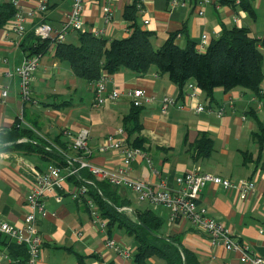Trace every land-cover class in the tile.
I'll use <instances>...</instances> for the list:
<instances>
[{
  "label": "crops",
  "instance_id": "0c3cea01",
  "mask_svg": "<svg viewBox=\"0 0 264 264\" xmlns=\"http://www.w3.org/2000/svg\"><path fill=\"white\" fill-rule=\"evenodd\" d=\"M13 1L0 0V4ZM133 1L115 0L114 19L107 23L104 1L87 0L85 31H104L103 36L110 39L129 37L131 30L124 13ZM49 2L48 11L41 13L38 11V0L20 1L21 11L27 16L23 38L11 29L14 18L8 29L0 28V128L11 130L20 121L21 128L33 131L41 145L59 143L69 146L67 131L73 134L87 132L93 149L90 160L95 165L118 170L122 167L120 153L113 150L99 153L98 147L111 135L129 142L124 120L134 107L128 93L141 89L144 98L139 137L145 139L142 144L145 156L137 157L132 163L131 176L152 185L163 182L174 190L179 187L177 180L180 176L197 168L235 184L254 180L256 191L248 200L237 191L209 184L203 190L199 205L207 210L210 217L231 230L251 253L264 258V145L260 146L255 135L260 131L259 123L264 124V82L260 96L246 88L231 91L216 88L212 98L202 90L189 98L185 95L192 91L187 85L182 96L179 85L169 76L159 74L156 67L144 76L129 70L116 74L102 73L109 76L104 96L116 89L123 96L120 100L109 99L98 107L95 106L96 94L92 84L77 78L70 64L57 56L53 45L42 53L36 72L33 98L37 103L24 101L20 79L13 75L29 53L23 43L31 42V34L41 23L61 29L75 0ZM252 4L255 17L244 9L220 4L206 7L205 15L199 16L194 5L172 9L168 0H143L139 22L144 29L156 33L155 47H160L170 33L184 29L186 34L177 40L182 47L188 39L196 41L198 47L203 35L208 36L209 45L221 36L224 27H247L251 37L262 39L264 0H255ZM29 13L33 15L30 17ZM147 19L151 24L146 27L144 21ZM64 41L76 43L78 35L69 32ZM4 91H7L6 97L3 96ZM167 96L174 97L177 105H186V108L173 106L165 112L163 99ZM201 105L206 107V111L196 110ZM202 135L213 139L215 144V151L207 158L198 157L195 148ZM246 154H249V160H246ZM54 165L35 154L0 150V221L14 226L24 224L28 211L26 198L32 187L34 170L45 172ZM76 186L74 179H67L48 193L47 214L39 223L44 247L38 264H81L80 258L84 264H137L134 256L138 241L122 229L115 227L109 233L107 227L94 223L84 200H74L69 194ZM116 191L128 200V205L124 207L128 211L154 210L164 221L162 235H180L184 248L193 253L200 264H247L241 261L240 252L228 251L214 244L212 237L197 229L190 220L170 223V211L165 206L155 207L148 202L146 206H141L132 190L117 187ZM134 198L139 206L133 208ZM109 242L113 245H108ZM0 252L8 253V250L2 247ZM148 262L160 264L156 257ZM0 264L5 262L0 260Z\"/></svg>",
  "mask_w": 264,
  "mask_h": 264
},
{
  "label": "trees",
  "instance_id": "16d2710c",
  "mask_svg": "<svg viewBox=\"0 0 264 264\" xmlns=\"http://www.w3.org/2000/svg\"><path fill=\"white\" fill-rule=\"evenodd\" d=\"M170 1V0H168ZM254 1L245 0L241 6H235L231 1L221 0L220 5H228L233 9L241 8L255 17ZM143 10V0H134L126 7L124 19L129 23L130 36L122 39H110L92 32H76L78 41L66 42L58 40H43L31 34V42L27 45L29 53H44L53 45L57 56L67 61L75 76L88 82L99 79L102 73L116 74L129 70L139 76L146 75L152 67H156L161 75L169 76L178 84L182 96L184 87L192 83L211 98L216 88L231 91L236 88H246L257 96L262 94L264 82V38L256 39L250 36L247 27H224L221 36L213 40L205 51H200L196 41L188 39L185 46L177 43L180 36L186 34L185 29L170 33L168 39L160 46H154L156 33L144 29L139 22V14ZM17 14V8L12 3L0 4V28L8 26ZM134 107V106H133ZM141 107H134L124 120V128L129 133V143L139 149L143 148L144 138H140ZM258 137L260 146L264 145V124L259 123ZM26 138L28 141L19 143ZM11 143V146H7ZM67 149V146L56 143ZM198 157H210L215 151L213 139L202 135L197 144ZM0 150H15L26 155H38L56 167H67V160L56 150H48L45 144H40L33 131L22 129L20 121L14 128H0ZM249 160V154H246ZM252 156L250 155V159ZM88 170L80 171L79 177H71L77 185L85 184L89 188L88 199L96 205L103 220H107L109 233L117 227L138 241L134 256L137 264H149L150 258L165 259L169 264H200L197 257L186 250L180 235L164 236L161 228L163 219L154 210L135 209L133 212L120 210L128 205V200L121 197L116 186L108 181H99ZM6 247L14 263L28 264L29 251L27 246L18 245L0 233V249ZM80 263L84 264L80 258Z\"/></svg>",
  "mask_w": 264,
  "mask_h": 264
},
{
  "label": "built area",
  "instance_id": "2783aa9c",
  "mask_svg": "<svg viewBox=\"0 0 264 264\" xmlns=\"http://www.w3.org/2000/svg\"><path fill=\"white\" fill-rule=\"evenodd\" d=\"M21 0H14L13 4L17 8V14L12 22L11 29L20 37L26 34L25 22L27 16L22 13L20 7ZM50 0H38V11L46 13L49 9ZM104 1V19L107 23L113 21L115 16L114 2L115 0ZM221 0H170L172 9L184 8L194 5L199 16L205 15V8L212 5H219ZM231 1L235 6H241L245 0H227ZM250 2L255 0H248ZM87 0H75L74 5L67 15L65 23L61 29L53 27L47 23H41L35 28V36L37 38L47 40L64 41L69 32H82L86 29V21L84 18V10ZM33 13H29L31 17ZM150 20L144 21V26H149ZM96 35H103L104 31L93 30ZM208 46V36L203 35L198 48L203 51ZM42 54L28 53L22 65L17 67L13 72L14 76L19 77L21 94L24 101L37 100L33 98V83L36 78V72L39 68ZM109 76L101 75V77L91 82L96 94L95 106L104 105L109 99L120 100L123 94L116 89L107 97L104 96L106 84ZM191 94H186L189 98L196 96L201 90L197 84L188 83ZM3 96H7L4 91ZM134 107H142L144 92L141 89H135L128 93ZM178 101L171 96L163 99V110L167 112L170 107L177 106L179 109H185L186 105H177ZM197 111H206L205 106H198ZM221 112V111H220ZM70 144L67 149L56 143H48V150L58 151L67 160V167L51 166L45 172L34 170V178L29 195L26 198L27 214L22 226H14L7 222L0 221V233L18 245H25L29 251L28 264H38L43 255L44 241L39 231L40 220L47 214L46 199L48 193L53 190L64 180L71 177H79L80 171L88 170L93 176L101 180L108 181L116 187H126L132 190L140 203L148 202L153 206L163 205L170 211V223H177L182 219L190 220L193 225L204 232H207L216 245L225 247L228 251H238L241 254V261L247 264H264V258L254 255L250 252L249 247L245 246L234 233L226 228V226L210 217L207 210L199 205L202 199L204 188L209 184L223 186L226 190H234L240 193L243 199L248 200L256 191V183L254 180H244L238 184L231 182L211 173L203 172L200 168L194 169L180 176L177 180L178 189H170L163 182L152 185L143 180L137 179L130 174L132 163L137 157H144L145 153L142 149L132 146L127 139L118 137L117 135L109 136L98 147L99 153H106L110 150L118 151L122 159V167L118 170L113 168L95 165L90 157L93 149L90 146V136L87 132L73 134L67 131ZM28 141L26 138L19 140V143ZM89 188L85 184L77 185L69 192L74 200H84L88 196ZM57 200L60 202L61 198ZM92 214L94 223L107 227L108 221L103 220L96 208L94 202L90 199L86 200ZM120 210L128 211L126 208ZM80 235V233H78ZM108 245H113L111 242ZM0 260L5 264H12L14 261L6 252H0Z\"/></svg>",
  "mask_w": 264,
  "mask_h": 264
},
{
  "label": "rangeland",
  "instance_id": "374dc122",
  "mask_svg": "<svg viewBox=\"0 0 264 264\" xmlns=\"http://www.w3.org/2000/svg\"><path fill=\"white\" fill-rule=\"evenodd\" d=\"M260 18H261V16H260ZM260 18H259V20H260ZM62 27V26H61ZM30 161H32V160H30ZM148 203H142V204H140L141 206H146ZM132 206H133V208L134 207H138L139 206V202H137V200L134 198V199H132ZM128 213H131V211H128ZM133 237V239H135V237L134 236H132ZM137 241V240H136ZM156 260H158V261H160V264H169L168 262H167V260H165V259H160V258H156Z\"/></svg>",
  "mask_w": 264,
  "mask_h": 264
}]
</instances>
